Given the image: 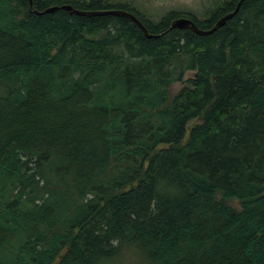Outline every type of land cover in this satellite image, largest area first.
Wrapping results in <instances>:
<instances>
[{
    "label": "trees",
    "instance_id": "1",
    "mask_svg": "<svg viewBox=\"0 0 264 264\" xmlns=\"http://www.w3.org/2000/svg\"><path fill=\"white\" fill-rule=\"evenodd\" d=\"M109 1L0 0V264H264V0Z\"/></svg>",
    "mask_w": 264,
    "mask_h": 264
},
{
    "label": "water",
    "instance_id": "2",
    "mask_svg": "<svg viewBox=\"0 0 264 264\" xmlns=\"http://www.w3.org/2000/svg\"><path fill=\"white\" fill-rule=\"evenodd\" d=\"M29 1V4L32 3V0H28ZM242 0H238L237 3H236V6L234 9H232L231 11H228L226 13H224V15L218 17L216 19L215 22H213L214 24L212 25V27L210 28H202V27H198L197 23L189 16L185 17L184 15H180V16H176L174 17V19H171L170 21V27L174 28V27H179V28H191L193 31L197 32V34H204V33H211L212 30H214L217 26L221 25L222 23L225 22V20L230 17L232 14L236 13L237 12V8L239 7L240 5V2ZM65 8V9H68L70 11V13H81L83 15H86V14H95V15H98V14H111V13H118V14H122V15H126L128 16L129 18H131L135 24H137V26H139L142 31L147 35V37H150L154 34L148 32L146 26H144V23L141 21V19L135 15L132 11L130 10H127V9H121V8H118V7H111V9H108V8H103V9H81V8H77V7H72L71 4H68V3H61L60 6H58V4H52V5H49L45 10V12H48V11H52L53 9L55 8ZM35 11L39 12V10H36Z\"/></svg>",
    "mask_w": 264,
    "mask_h": 264
},
{
    "label": "rangeland",
    "instance_id": "3",
    "mask_svg": "<svg viewBox=\"0 0 264 264\" xmlns=\"http://www.w3.org/2000/svg\"><path fill=\"white\" fill-rule=\"evenodd\" d=\"M111 2H114L110 0ZM109 1V2H110ZM119 1V0H115ZM129 1L134 8L138 9L147 17L158 19L161 15L168 10H177L179 12H193L197 17L201 18L204 16L205 11L210 7L215 0H120ZM128 2V3H129ZM172 87L178 85V81L172 84Z\"/></svg>",
    "mask_w": 264,
    "mask_h": 264
}]
</instances>
